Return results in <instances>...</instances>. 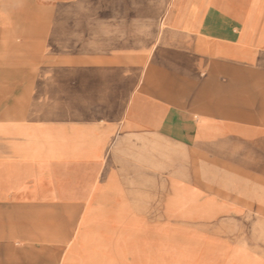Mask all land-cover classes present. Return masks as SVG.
Returning a JSON list of instances; mask_svg holds the SVG:
<instances>
[{
	"label": "crops",
	"instance_id": "0c3cea01",
	"mask_svg": "<svg viewBox=\"0 0 264 264\" xmlns=\"http://www.w3.org/2000/svg\"><path fill=\"white\" fill-rule=\"evenodd\" d=\"M260 205L264 0H0V264H144Z\"/></svg>",
	"mask_w": 264,
	"mask_h": 264
},
{
	"label": "rangeland",
	"instance_id": "374dc122",
	"mask_svg": "<svg viewBox=\"0 0 264 264\" xmlns=\"http://www.w3.org/2000/svg\"><path fill=\"white\" fill-rule=\"evenodd\" d=\"M204 166V165H203ZM208 163V184L213 192H219L218 169ZM219 207V196L210 197ZM264 208V205H260ZM202 222L190 227H177L170 232L172 241L160 243L159 258L144 259V264H264V221L256 227L246 221H230L219 226V210L197 212ZM256 215L264 216V212Z\"/></svg>",
	"mask_w": 264,
	"mask_h": 264
},
{
	"label": "bare ground",
	"instance_id": "6f19581e",
	"mask_svg": "<svg viewBox=\"0 0 264 264\" xmlns=\"http://www.w3.org/2000/svg\"><path fill=\"white\" fill-rule=\"evenodd\" d=\"M204 48V47H203Z\"/></svg>",
	"mask_w": 264,
	"mask_h": 264
}]
</instances>
